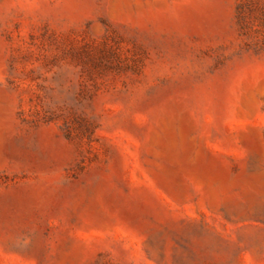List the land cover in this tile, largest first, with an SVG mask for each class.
Listing matches in <instances>:
<instances>
[{
    "label": "rangeland",
    "instance_id": "rangeland-1",
    "mask_svg": "<svg viewBox=\"0 0 264 264\" xmlns=\"http://www.w3.org/2000/svg\"><path fill=\"white\" fill-rule=\"evenodd\" d=\"M0 264H264V0H0Z\"/></svg>",
    "mask_w": 264,
    "mask_h": 264
}]
</instances>
